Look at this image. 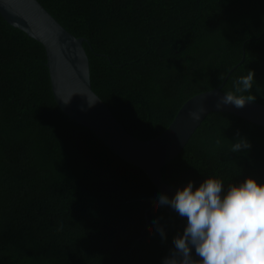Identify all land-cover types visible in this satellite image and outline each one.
I'll list each match as a JSON object with an SVG mask.
<instances>
[{"label": "trees", "instance_id": "obj_1", "mask_svg": "<svg viewBox=\"0 0 264 264\" xmlns=\"http://www.w3.org/2000/svg\"><path fill=\"white\" fill-rule=\"evenodd\" d=\"M38 1L84 38L92 90L142 140L237 63L221 91L264 104V0ZM249 71L251 89L237 91ZM238 138L251 146L232 153ZM160 172L172 187L264 182V126L210 112ZM157 194L142 169L61 111L43 46L0 15V264H161L183 226L154 208Z\"/></svg>", "mask_w": 264, "mask_h": 264}, {"label": "water", "instance_id": "obj_2", "mask_svg": "<svg viewBox=\"0 0 264 264\" xmlns=\"http://www.w3.org/2000/svg\"><path fill=\"white\" fill-rule=\"evenodd\" d=\"M0 15L8 24L43 46L52 95L61 111L89 129L121 159L142 169L158 191L154 202L160 195L171 196L176 187L188 183L172 187L164 181L160 169L182 150L208 113H230L264 126V104L246 101L242 108L232 104L217 106L226 94L221 87L237 63L229 69L219 86L186 100L158 136L142 140L129 133L92 90L83 37L68 32L38 0H0ZM201 105L204 111L199 119L190 117L189 113Z\"/></svg>", "mask_w": 264, "mask_h": 264}, {"label": "clouds", "instance_id": "obj_3", "mask_svg": "<svg viewBox=\"0 0 264 264\" xmlns=\"http://www.w3.org/2000/svg\"><path fill=\"white\" fill-rule=\"evenodd\" d=\"M253 80L254 73L249 71L238 81L243 88L237 91H249ZM254 99L230 92L220 98L217 106L242 108ZM203 111L201 105L189 116L199 119ZM250 146L245 138H238L230 152L238 153ZM224 185L220 179L208 176L198 186L189 181L176 187L171 196L162 194L154 202L156 209L168 206L183 226L182 232L173 236L172 248L161 264H264V182L246 177L239 183H228L226 188ZM153 225L165 239L164 228L157 221Z\"/></svg>", "mask_w": 264, "mask_h": 264}]
</instances>
